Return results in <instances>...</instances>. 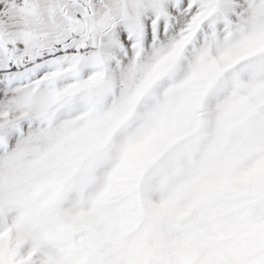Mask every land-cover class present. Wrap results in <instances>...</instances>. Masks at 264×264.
<instances>
[{"label": "snow or ice", "instance_id": "snow-or-ice-1", "mask_svg": "<svg viewBox=\"0 0 264 264\" xmlns=\"http://www.w3.org/2000/svg\"><path fill=\"white\" fill-rule=\"evenodd\" d=\"M0 264H264V0H0Z\"/></svg>", "mask_w": 264, "mask_h": 264}]
</instances>
